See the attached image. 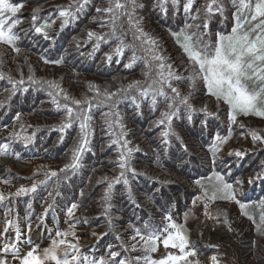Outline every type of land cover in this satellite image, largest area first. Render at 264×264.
Masks as SVG:
<instances>
[{"label":"trees","instance_id":"obj_1","mask_svg":"<svg viewBox=\"0 0 264 264\" xmlns=\"http://www.w3.org/2000/svg\"><path fill=\"white\" fill-rule=\"evenodd\" d=\"M12 2L22 3L23 7L34 2L38 5L36 9L40 10L41 20L50 19L55 20L56 23L48 29L49 36L45 38L31 27L33 10H21L18 14L22 21L16 29L20 36L17 41L20 51L17 53L11 47L5 46L9 48L13 57H16L15 63L13 60L12 64L20 65V69L16 70L17 75H15L0 67L2 68L0 73L4 74V78L0 79V102H3V106L0 107V128L12 124L16 120V114L20 113V119L16 120L20 124L18 127L20 129L15 132L20 138L15 136L0 138V145L7 144L6 155L18 160L30 161L36 158L57 160L61 168H64L65 164L71 162L72 149L80 139L79 123H74L73 127L64 133L53 127L61 123L65 113L56 108L46 84L43 86L33 84L28 77L31 75L38 81H57L53 80L54 75L41 74L40 68L47 69L49 73L57 69L61 76L68 69L71 72L60 81V86L70 95L82 99L85 96L95 95L89 89V83L99 85L101 90L107 89L111 92H116L132 81L139 80L143 83L146 80L144 76L146 68L143 61H137L132 68L125 67L132 55L130 50H126L123 57H114L109 63L106 54L115 47L112 42L102 43L99 50H93L94 41H88L87 32L109 31L108 14L96 11L98 7H107L108 0H90L78 18L63 29L60 28L61 20L58 18L57 6L67 5L70 0H12ZM183 2L184 0H181L179 9H175L169 0L168 11L164 12L160 7V0H137V3L142 4L143 7L136 9L135 16L138 19L142 18L140 23L144 31L157 39L161 54L168 58V63L173 64L175 71L181 75H188L187 57L171 33L179 32L186 23L193 24L200 21H193L183 12ZM204 2L205 0H197L195 7H200ZM226 4L228 11L224 16L217 14L212 17L208 30L210 35L204 37L206 42L214 41L218 32L230 33L235 23L233 19L235 9L231 6L230 0H226ZM120 22L127 33L126 41L133 43L127 17H122ZM137 55L142 53L138 51ZM61 58L63 63L60 64L45 63L46 60L55 61ZM117 59L119 63L116 62ZM9 76L14 80H24L23 85L17 86L15 94H12L13 85L8 79ZM174 86L180 89L182 95L192 93L190 103L197 111L191 113V120L188 119L187 110L181 107L178 115L173 117L169 135L165 137L163 133L168 131L167 124L157 126L156 121L160 119L161 112L168 110L170 101L165 97H157V107L152 110L151 96L141 98L138 92L132 94L137 96L139 109L130 99L121 100L116 108H111L109 104L93 107L90 113L93 129L91 151L83 153L81 167L75 172L70 169L66 172H58V177H53L46 185L38 188L36 193L19 198L27 207L29 205L39 207L42 203L48 202L52 205L47 213L49 218L58 216L59 212H64V208H68L73 203L80 207L93 206L94 213L90 217L78 216L73 219L75 225L81 227L87 225L102 231V237L92 248L93 257L97 259L100 255L106 257L108 251L116 247H119L118 259L143 256L145 253L140 245H137L135 251L130 248L134 243L131 240V236L135 234L134 229H140L142 233L148 229H162L167 224L164 218L174 217L175 209L179 210V215L185 214L190 200L202 189L196 181L201 180L211 191L208 177L212 176L213 172L225 171V166L233 160L228 153L226 155L224 151L226 146L232 138L243 134L246 130L245 127H239V123L232 125L231 138L214 156L210 150L214 138L217 134L222 137L228 135L227 105L220 103L218 106L215 98L207 94L206 88L199 81L196 89H191L187 81L174 82ZM167 91L171 96L170 90ZM205 105L208 112L216 115L209 116L200 111ZM110 112H118L122 118L124 131L127 132L125 138L131 142L129 147H139L140 150L133 152L130 161L131 167L136 169L137 174L127 172L129 184L125 185L122 180L120 183H114L110 199L105 200L108 183L120 174L119 156L123 151L119 144L112 143L121 130L115 125L109 129L107 122L116 119L115 116L108 115ZM34 114V120L40 122L34 126H27L26 119L22 117ZM243 120L244 118L240 121ZM29 136L33 137L32 142L26 144L23 138ZM257 152L258 155H255L247 171L256 169L260 171L261 166H264L262 164L264 151ZM44 172L46 171L41 169L29 178L16 173L7 174L15 182H30L43 180ZM227 181L233 183L235 178L230 175ZM239 200L249 205L248 212L258 223L261 211L258 205L264 201V181L255 180L249 191L239 196ZM32 215H35V211ZM244 217L249 219L248 216L244 215ZM250 221L253 224L252 220ZM252 231L256 236H247L243 233L241 236L243 263L264 264V235L256 231L255 225ZM117 233L121 239H117ZM125 248L128 250L126 251ZM87 250L88 248L83 249L82 254L87 255L89 253Z\"/></svg>","mask_w":264,"mask_h":264},{"label":"snow or ice","instance_id":"obj_2","mask_svg":"<svg viewBox=\"0 0 264 264\" xmlns=\"http://www.w3.org/2000/svg\"><path fill=\"white\" fill-rule=\"evenodd\" d=\"M89 3L90 0H70L67 5L57 6L58 18L61 20L60 28L63 29L74 22ZM168 3L169 0H160V7L164 12L168 11ZM230 3L235 9L233 13L235 23L230 33L218 32L215 34L214 41L206 42L204 37L210 35L208 30L212 17L217 14L224 16L228 11L226 0H205L200 7H195L197 0H184L183 12L190 16L193 21H200L193 24L186 23L179 32L171 33L187 57L186 71L189 73L188 75L178 74L173 64L168 63V58L161 54L157 39L144 31L140 23L142 18L138 19L135 16L136 9L143 7L142 4L137 3V0H108L107 7L96 8L98 13L108 14L107 20L110 29L107 33L87 32L88 41H94L93 50H99L102 43H114L115 47L106 54L109 63L114 57H123L126 50H130L132 55L125 67L132 68L137 61H143L146 68L144 72L146 80L143 83L139 80L132 81L116 92L107 89L101 90L99 85L89 83V89L95 95L78 99L70 95L56 81H38L31 75L28 77V80L33 84H41L42 86L46 84L56 108L64 111V119L58 126L53 127L64 133L67 129L72 128L74 123H79L81 136L77 145L72 149V160L65 164L59 172H66L69 169L75 172L81 167L80 162L83 153L91 151L93 129L90 113L92 108L104 104L116 108L121 100L130 99L139 109L140 103L137 102V96L133 95V92H138L141 98H147L150 95L152 110L157 107V97H165L170 101L168 110L161 112L160 119L156 121L157 126L167 124L168 131L163 133L167 137L171 131L173 117L178 115L181 107L187 110L189 120L192 118L191 113L197 111L190 103L192 93L182 95L180 89L174 86V82L187 81L191 89H196L197 82H201L206 88L207 94L215 98L217 105L223 103L227 105L228 109V135L223 137L219 134L216 135L213 144L210 145V150L214 156L221 150V146L231 138L232 125L238 123L239 116H254L264 119V0H230ZM171 5L173 8L179 9L181 0H171ZM22 8V3L0 0V45H7L17 53L20 51L17 47L20 36L16 29L22 23L18 15ZM39 11V9L33 10L31 27L36 33L48 38V29L52 28L56 21L41 20ZM122 17H127V25L132 31L133 43L126 41L127 33L120 22ZM138 51L142 55H137ZM49 62L60 64L63 63V59L45 61V63ZM116 62L119 63V59ZM3 78L4 74L0 73V79ZM8 79L13 85L12 94H15L18 85L24 84L23 79L14 80L10 76ZM166 89L170 90L171 96ZM2 106L3 102H0V107ZM200 111L209 116L216 115V113L208 112L206 105ZM108 115L116 117L114 121L107 122L109 129L115 125L121 130L117 139L113 140L112 143L119 144L123 151L119 156L120 174L108 183L105 200L110 199L114 183H120L122 180L125 185L129 184L127 172L130 171L133 175L137 174L136 169L131 167L130 161L133 152L140 150L139 147H129L131 142L125 138L127 132L124 131L125 125L122 123L119 113L110 112ZM16 119H20V113L16 114ZM239 127L244 128V124L240 123ZM249 133L253 142L264 143V135H261L260 131L250 129ZM13 136L20 138L18 133H13ZM23 139L27 144L32 142L33 137L29 136ZM7 148V144L0 145V155L6 154ZM232 154L233 152H229V155ZM234 155L242 158L246 155V151L236 149ZM43 175V180H37L28 187L21 186L15 192L5 194L0 191V203L10 198L36 193L38 188L46 185L53 177H58L59 173L55 170H49ZM104 179L106 180L107 177ZM255 180L264 181V173L249 178V183H253ZM208 181L211 191H209V187H205L201 180L196 181L203 189L202 196L198 199H206L210 202L217 199L234 201L239 205L241 213L252 220L256 231L260 235H264V201L258 205L261 211L257 223L255 217L248 212L249 205L237 199L233 184L227 182L223 175L213 172L212 176L208 177ZM4 183L9 182L5 180ZM237 183H242V181H237ZM129 194L131 195L130 187ZM81 195H83L82 192ZM193 203L195 204L196 201L194 200ZM78 207L79 205L76 203L71 204L67 208L66 216L75 219V210ZM207 207L208 205L205 204L206 210ZM51 208L52 205H49L48 208L44 209V213L40 217L41 221ZM107 212L108 209L106 208V215ZM165 219L169 223L162 229H148L144 233L140 229H134L135 234L131 236L134 243L130 245V248L135 251L137 245H140L145 253L143 256L137 255L134 259H118L120 253L116 251H110L107 257L101 256L98 259L95 257L90 259L83 255L79 243L80 238L75 231V224H70L67 231L57 230L55 238L51 239L47 247L41 248L39 245H34L25 251L21 245H32L30 235L25 237L18 220L15 223L12 220H7L6 226L0 230V237H3V240L0 241V264H141V261L143 264H200L198 260L190 259L195 257L197 253L190 246L183 226L172 222L171 216H166ZM109 225H111V219H109ZM129 227L133 226L129 225ZM145 227L147 228V225ZM9 228L14 229V236L11 239L8 237ZM27 231L31 232L30 223L27 225ZM47 231L51 232L52 230L47 229ZM92 235L95 236L96 233L93 232ZM70 236L73 239H69ZM117 239H121L119 233H117ZM160 244L165 249L175 251H168L166 255L158 259L153 258L151 254L158 251ZM125 250L127 251L128 248ZM211 259L213 264H219L216 256L211 257Z\"/></svg>","mask_w":264,"mask_h":264},{"label":"rangeland","instance_id":"obj_3","mask_svg":"<svg viewBox=\"0 0 264 264\" xmlns=\"http://www.w3.org/2000/svg\"><path fill=\"white\" fill-rule=\"evenodd\" d=\"M37 6L38 5L33 2L23 7L22 10H35ZM15 59L16 57H13L7 46L0 45V67L17 75L16 70L20 69V65L12 64L13 60L15 63ZM40 71L41 74L54 75L53 80H57L56 82L59 84L65 75H68V73L71 72L66 69L63 73L64 76H61L58 74L60 71L57 69L51 70V73H49L47 69L42 67L40 68ZM34 118L35 114L25 115L22 117V119H26L27 122L25 124L27 126H34L40 122L35 121ZM242 118H244V120L240 121ZM39 119L40 118H38V120ZM16 120H14L12 124L2 126L0 128V138L14 137L13 133L20 129L18 128L20 124L16 122ZM238 123H243L246 130H244L243 134H239L232 138L231 142L226 146L224 151L226 152V155L227 153L229 154V152H233V154L230 155L233 160L225 166V171L220 173L224 176L226 181L230 175L235 178V181L232 184L236 191L237 199H239L241 194L246 192V189L251 188L252 183H249V178L255 177L259 173H264L263 165L261 166V172L257 171L259 169H256L255 171H247L250 163L255 159V155H258L257 151H264V143L259 141L253 142L249 130L256 129L260 131L261 135H264V119L254 116H239ZM236 149L246 151V155L242 158L235 156L234 150ZM240 161H242V163H240ZM41 169H44L45 171L55 170L59 172L62 168L60 166V162H57V160H44L42 158H36L24 162L13 160L11 156L6 154L0 155V191H3L5 194L15 192L17 188L21 186L28 187L37 181L23 182L21 184L13 181V178L9 177L7 173H16L19 176L29 178L33 177ZM5 180L9 183L5 184ZM237 181H242V183H237ZM195 188H197V186ZM199 191L200 193L198 195L195 194L193 199L190 200L188 211L185 214L179 215V210L175 209L173 214L174 217H172V222L183 226L185 234L188 236L190 246L193 247L197 253L195 257H191L190 259L198 260L200 264H213L211 257L216 256L219 264H244L241 254V236L242 233L247 236H256V234L252 231L254 225L249 219L245 218L244 215H240L241 209L234 201L217 199L214 202H210L206 199H198V197L202 196L203 189H200ZM194 200L196 201L195 204L193 203ZM205 204L208 205L207 210L205 209ZM33 207L34 206H31V208L27 207L19 197L10 198L9 200L0 203V230L6 226L7 220H12L14 223L18 220L25 237L30 235L32 240V245H21L25 251L28 247L36 244H39L41 248L47 247L50 244L51 239L55 238V232L57 230L67 231L70 224H75L73 219L66 216L67 208H64V212H62L63 214L55 217L50 216V218L46 215L43 221H41L40 217L44 213V209L48 208V206L46 204L42 208L35 206L34 209L36 210H34ZM93 208V206L88 208L84 205L80 208L79 212L75 210V218L80 214L83 215L84 218L90 217L94 213ZM34 211L35 217L32 215ZM165 222L167 224L169 223L166 219ZM29 223L31 224L30 233L27 231V225ZM198 223L202 224V233H198L196 230ZM122 226H124V224ZM47 229H51L52 231L49 232ZM75 231L80 238L79 243L81 245V251L83 249L85 250L86 247L90 249L91 247L96 246L98 240L102 237V231H97L87 225L83 227L75 225ZM93 232L96 233L95 236L92 235ZM13 236L14 229L9 228V239ZM69 239L73 238L70 236ZM215 239H218V241H213ZM2 240L3 237H0V241ZM118 248L119 247L114 249L112 248L111 251L118 252ZM168 251L175 250L165 249L164 246L160 244L158 251L156 253H152L151 255L153 258L158 259L161 256L166 255ZM88 252L89 253H87V255H83L88 256L91 259L94 255L91 251ZM109 252L110 251H108V254ZM99 257H101V255ZM119 259L124 258L121 257ZM141 264H143V261H141Z\"/></svg>","mask_w":264,"mask_h":264},{"label":"bare ground","instance_id":"obj_4","mask_svg":"<svg viewBox=\"0 0 264 264\" xmlns=\"http://www.w3.org/2000/svg\"><path fill=\"white\" fill-rule=\"evenodd\" d=\"M197 229V231H198V233L200 232V233H202V230H203V228H202V224L201 223H198V225H197V227H196ZM40 235V234H39ZM219 239V238H218ZM218 239H215V240H213V241H218Z\"/></svg>","mask_w":264,"mask_h":264}]
</instances>
